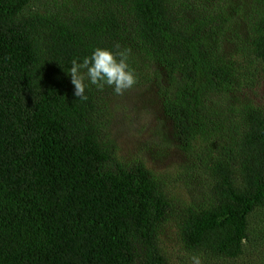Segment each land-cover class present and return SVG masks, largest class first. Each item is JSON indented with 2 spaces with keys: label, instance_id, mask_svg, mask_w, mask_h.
Instances as JSON below:
<instances>
[{
  "label": "trees",
  "instance_id": "trees-1",
  "mask_svg": "<svg viewBox=\"0 0 264 264\" xmlns=\"http://www.w3.org/2000/svg\"><path fill=\"white\" fill-rule=\"evenodd\" d=\"M116 44L171 171L119 157L112 89L73 95ZM172 220L179 264H264V0H0V264H175Z\"/></svg>",
  "mask_w": 264,
  "mask_h": 264
},
{
  "label": "rangeland",
  "instance_id": "rangeland-1",
  "mask_svg": "<svg viewBox=\"0 0 264 264\" xmlns=\"http://www.w3.org/2000/svg\"><path fill=\"white\" fill-rule=\"evenodd\" d=\"M58 3L63 0H57ZM243 12L240 13V19L243 20ZM246 29L243 26V31ZM235 46V45H234ZM234 46H230L234 49ZM150 91L143 93L141 89H130L121 96H116L110 103L107 117V130L113 137L118 146V155L123 158L143 159L148 167H151L156 172H164L172 169V166L179 163L183 159L189 158L185 153L178 149H162L157 145L158 134L162 136V126L164 116L158 111V103L153 98H149ZM156 103V104H155ZM166 121V120H165ZM168 121V120H167ZM168 126V124H167ZM172 132V130H170ZM173 135V132L171 136ZM193 184H182L177 182L173 186L174 195L184 196L187 188ZM192 186L188 191L187 199L193 194ZM163 231L174 235L173 246L177 252L173 257L175 264H179L180 255L183 250L181 248L180 239L177 237V225L172 220L164 227ZM188 261H191L189 259ZM245 260L238 259L235 261L222 260L220 264H243ZM264 260L261 262L263 263Z\"/></svg>",
  "mask_w": 264,
  "mask_h": 264
},
{
  "label": "clouds",
  "instance_id": "clouds-1",
  "mask_svg": "<svg viewBox=\"0 0 264 264\" xmlns=\"http://www.w3.org/2000/svg\"><path fill=\"white\" fill-rule=\"evenodd\" d=\"M127 49L119 44L113 47H95L89 56L76 58L71 62V83L73 95L79 100H87L86 89L95 86L103 91L105 87L112 89L114 95L121 96L132 89L137 77L129 62ZM191 264H201L198 256L191 257Z\"/></svg>",
  "mask_w": 264,
  "mask_h": 264
}]
</instances>
